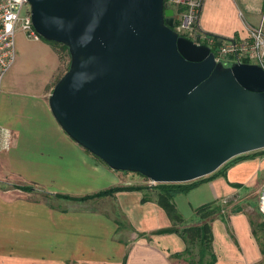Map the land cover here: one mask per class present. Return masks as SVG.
Listing matches in <instances>:
<instances>
[{
  "label": "water",
  "instance_id": "obj_1",
  "mask_svg": "<svg viewBox=\"0 0 264 264\" xmlns=\"http://www.w3.org/2000/svg\"><path fill=\"white\" fill-rule=\"evenodd\" d=\"M27 4L35 34L68 54L49 113L108 169L184 184L264 150V72L215 62L173 31L162 0Z\"/></svg>",
  "mask_w": 264,
  "mask_h": 264
},
{
  "label": "crops",
  "instance_id": "obj_2",
  "mask_svg": "<svg viewBox=\"0 0 264 264\" xmlns=\"http://www.w3.org/2000/svg\"><path fill=\"white\" fill-rule=\"evenodd\" d=\"M259 23L264 28V0H203L198 30L228 38ZM65 64L51 44L16 36L14 62L0 82V143L8 136L0 149V183L30 190L0 191V264H186L173 257L184 249L181 239L157 234L171 226L154 193L77 200L107 189L113 179L49 113L47 98ZM259 151L229 160L213 178L184 183L196 182L172 199L182 227L195 224L193 211L204 204L238 208L230 213L220 206L223 219L209 222L214 264H264L257 237L260 230L264 235V218L257 212L261 223L252 222L249 207L255 195L257 205L264 183Z\"/></svg>",
  "mask_w": 264,
  "mask_h": 264
},
{
  "label": "built area",
  "instance_id": "obj_3",
  "mask_svg": "<svg viewBox=\"0 0 264 264\" xmlns=\"http://www.w3.org/2000/svg\"><path fill=\"white\" fill-rule=\"evenodd\" d=\"M203 0H162L164 9L172 10L173 31L196 45H204L215 62L223 66L253 64L264 72V28L262 23L246 29L244 36L213 38L198 30V17ZM240 15V14H239ZM21 31L32 41H39L31 27L27 0H0V82L15 58L14 33ZM8 146V136L2 138L0 149ZM257 212L264 218V183L257 195Z\"/></svg>",
  "mask_w": 264,
  "mask_h": 264
},
{
  "label": "trees",
  "instance_id": "obj_4",
  "mask_svg": "<svg viewBox=\"0 0 264 264\" xmlns=\"http://www.w3.org/2000/svg\"><path fill=\"white\" fill-rule=\"evenodd\" d=\"M213 38H217L211 36ZM55 47L56 52L59 58L62 60L65 58L66 67L68 65V54L66 48L60 44L47 42ZM64 70V71H65ZM257 153H264V151H259ZM245 155H241L235 157L231 160H239ZM230 162V161H228ZM227 163L223 164L221 168L216 170L213 174L208 176V178H213L220 174L226 166ZM200 180V179H199ZM196 184V182H192L190 184H157L154 186V203L164 212L165 216L170 222V228L160 230L157 234H174L181 239L184 244V249L179 254H174L175 258H183L186 264H214L215 257L211 251V231L209 227V222L214 217H219L223 219V215L221 214V207L218 202H211L208 204H204L202 206L194 209V223L191 226H181L184 222L179 214L176 212L172 199L179 194L184 193L189 190L190 187ZM23 191L30 190V188H22ZM143 188L141 187H114L99 191L90 196H85L82 198H78V201L87 200L91 198H99L104 196H111L116 192H131V191H141ZM148 201L147 197H143L141 202ZM238 211V208L233 207L230 210V213H235ZM181 226V227H180Z\"/></svg>",
  "mask_w": 264,
  "mask_h": 264
},
{
  "label": "rangeland",
  "instance_id": "obj_5",
  "mask_svg": "<svg viewBox=\"0 0 264 264\" xmlns=\"http://www.w3.org/2000/svg\"><path fill=\"white\" fill-rule=\"evenodd\" d=\"M261 18H263V17H261ZM17 35H21L24 38H26L25 35L21 31L16 30V32L14 33V52H15V39H16V36ZM39 41L47 43L46 41H43L42 39H40ZM65 67H66V64H65ZM1 151H4V149L1 150ZM92 158H94V157H92ZM94 161H95V163L99 167L100 166H105V165H102V163L98 159H95L94 158ZM106 171L109 174H111L112 179L114 180V181L112 180V184L109 185L107 187V189L114 188V187H141V188H143L141 191L146 192V195H149L150 194V196H151L152 193L155 192L153 189H154V186H156L157 184H152V183L148 182L146 179H144L143 177H141V176H139L137 174L127 173V172L112 171V170L108 169L107 167H106ZM22 188H30V187H18V186L16 187V186H12V185H9V184H6V183H0V191H12V192L13 191H17V190L23 191L24 189H22ZM255 196L252 197V199H251V206H249V207H251V209L253 210V217H252V220L251 221L254 222L255 224H257L259 226V224L261 223V221L259 219V215L257 214V205H256V202L254 200ZM220 206H222L223 209L225 211H227V212L229 210H231L233 207H235V205H232V206L231 205H229V206L220 205ZM262 227L264 228V222H263ZM257 237L259 239H261V242L260 243H263V245H264V235H263L262 230H260L258 232V236Z\"/></svg>",
  "mask_w": 264,
  "mask_h": 264
}]
</instances>
